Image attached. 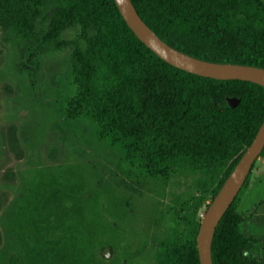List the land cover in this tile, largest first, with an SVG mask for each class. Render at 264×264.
Returning a JSON list of instances; mask_svg holds the SVG:
<instances>
[{
	"label": "trees",
	"instance_id": "1",
	"mask_svg": "<svg viewBox=\"0 0 264 264\" xmlns=\"http://www.w3.org/2000/svg\"><path fill=\"white\" fill-rule=\"evenodd\" d=\"M133 2L173 47L208 61L264 68V0ZM73 27L80 32L64 38ZM8 31L71 49L69 116L92 120L99 138L116 145L142 176L195 178L189 197L172 207L174 224L159 241L157 260L201 264L199 212L208 209L262 126L264 86L169 64L138 38L116 0H0V38ZM234 97L237 107L229 103ZM253 170L217 227L214 264H264V230L254 233L250 214L238 210ZM32 177L5 223L19 248L3 249L2 263L107 264L100 251L114 239L88 213L75 167Z\"/></svg>",
	"mask_w": 264,
	"mask_h": 264
},
{
	"label": "rangeland",
	"instance_id": "2",
	"mask_svg": "<svg viewBox=\"0 0 264 264\" xmlns=\"http://www.w3.org/2000/svg\"><path fill=\"white\" fill-rule=\"evenodd\" d=\"M79 32L70 28L64 38ZM1 36L0 252L19 248L5 223L32 176L72 165L85 186L88 213L103 222L114 239L115 257L104 256L107 264H158L159 241L174 224L172 207L189 197L195 178L184 174L168 182L146 178L128 164L116 145L99 138L92 120L69 116L70 48L19 38L10 31ZM238 210L250 214L254 233L264 230V157L255 165ZM206 211L203 205L199 218Z\"/></svg>",
	"mask_w": 264,
	"mask_h": 264
},
{
	"label": "water",
	"instance_id": "3",
	"mask_svg": "<svg viewBox=\"0 0 264 264\" xmlns=\"http://www.w3.org/2000/svg\"><path fill=\"white\" fill-rule=\"evenodd\" d=\"M126 22L138 38L153 52L169 64L182 70L219 80H245L264 86V68L208 61L191 56L164 41L143 19L133 0H116ZM232 107H237L240 99L229 98ZM264 151V122L254 141L248 147L235 169L231 172L217 196L208 207L197 237L201 264H214L212 246L217 227L228 209L244 187L255 162ZM108 257L112 256L113 246L103 248Z\"/></svg>",
	"mask_w": 264,
	"mask_h": 264
},
{
	"label": "flooded vegetation",
	"instance_id": "4",
	"mask_svg": "<svg viewBox=\"0 0 264 264\" xmlns=\"http://www.w3.org/2000/svg\"><path fill=\"white\" fill-rule=\"evenodd\" d=\"M106 247H108V246H113V252H112V256L111 257H109L108 259L110 260V259H112V258H114L115 257V247H114V245L113 244H107V245H105ZM105 246H103V247H105ZM103 247L101 248V254H102V256H106L105 255V253H104V251H103ZM108 260V261H109Z\"/></svg>",
	"mask_w": 264,
	"mask_h": 264
}]
</instances>
